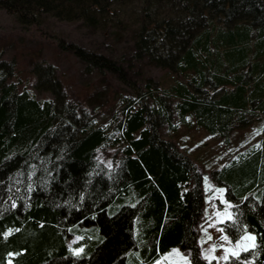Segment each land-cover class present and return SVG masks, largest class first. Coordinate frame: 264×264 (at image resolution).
<instances>
[{
	"label": "trees",
	"instance_id": "1",
	"mask_svg": "<svg viewBox=\"0 0 264 264\" xmlns=\"http://www.w3.org/2000/svg\"><path fill=\"white\" fill-rule=\"evenodd\" d=\"M133 1L0 0V10L21 26L51 17L100 28ZM140 13L139 57L187 79L168 91L147 79L144 93L124 98L113 119L125 147L110 166L96 159L110 136L69 104L55 67L31 70L35 87L54 97L38 102L12 81L15 60L0 57V264H154L172 248L205 264L195 231L202 179L160 131L171 127L174 98L182 123L192 116L225 142L264 116V0H142ZM59 47L137 93L115 61ZM211 175L230 204L225 236L255 240L227 264H264V137ZM72 236L79 254L68 248Z\"/></svg>",
	"mask_w": 264,
	"mask_h": 264
},
{
	"label": "rangeland",
	"instance_id": "2",
	"mask_svg": "<svg viewBox=\"0 0 264 264\" xmlns=\"http://www.w3.org/2000/svg\"><path fill=\"white\" fill-rule=\"evenodd\" d=\"M141 2L135 0L125 4L114 21L100 28H91L81 22H62L51 17L43 18L39 26H21L14 17L0 10V57L3 61L15 60L16 71L12 81L18 83L20 89H26L36 101H52L54 97L50 92L35 87L36 78L31 70L35 64L55 67L69 104L77 107L78 114L85 111L92 116L94 125L105 129L110 136L105 147L96 152V159L108 166L112 164L114 156L123 154L125 147L113 119L115 112L122 107L124 98L136 99V94L144 93L147 79L152 80L159 90L165 91L187 79L154 66L147 57H139L135 43ZM61 41L121 65L137 93L116 75L91 69L73 54L62 51L59 47ZM188 76L194 74L189 72ZM176 102L174 98L171 127L163 124L160 134L193 161L202 179L203 207L195 227L201 259L205 264H227L231 257L254 247L255 240L245 239L253 237L246 234L232 243L225 236L222 225L231 218L230 204L225 199V190L212 182L211 174L260 146L264 137V116H259L245 128L234 129L225 142L220 135H212L198 126L192 116H187L182 123L174 108ZM78 241L79 238L75 236L67 240L73 254L81 252V249L73 247ZM7 264H11V261L8 260ZM154 264H190V257L180 248H172Z\"/></svg>",
	"mask_w": 264,
	"mask_h": 264
},
{
	"label": "snow or ice",
	"instance_id": "3",
	"mask_svg": "<svg viewBox=\"0 0 264 264\" xmlns=\"http://www.w3.org/2000/svg\"><path fill=\"white\" fill-rule=\"evenodd\" d=\"M245 239H254V237H245ZM235 255V253H234Z\"/></svg>",
	"mask_w": 264,
	"mask_h": 264
}]
</instances>
